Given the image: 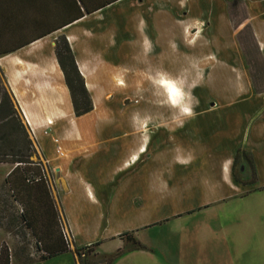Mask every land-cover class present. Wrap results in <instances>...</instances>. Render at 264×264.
<instances>
[{"label":"crops","instance_id":"crops-1","mask_svg":"<svg viewBox=\"0 0 264 264\" xmlns=\"http://www.w3.org/2000/svg\"><path fill=\"white\" fill-rule=\"evenodd\" d=\"M241 1L264 65V0ZM61 36L91 102L77 117L54 54ZM164 57L174 69L155 66ZM0 80L72 249L98 242L99 254L115 239L124 250L111 264H264V91L253 89L226 0H0ZM236 149L252 182L241 157L233 178ZM13 167L0 162L7 216L6 198L19 207L4 182ZM5 231L0 264H13Z\"/></svg>","mask_w":264,"mask_h":264},{"label":"trees","instance_id":"trees-1","mask_svg":"<svg viewBox=\"0 0 264 264\" xmlns=\"http://www.w3.org/2000/svg\"><path fill=\"white\" fill-rule=\"evenodd\" d=\"M248 33L254 50L259 54L250 29ZM54 54L69 93L72 113L75 117L80 116L91 109V102L83 86L82 78L77 72L69 47L62 36L54 41ZM258 58L260 70L264 76V65L261 58ZM250 79L256 92L264 91V86L258 87L251 73ZM35 152L34 144L27 133L25 125L21 121L11 97L4 86L1 85L0 162L14 164L4 182L8 185V189H10L12 201L19 206L16 210L18 224L22 229H26L34 239V246L39 255V260H46L68 252L69 242L64 239L60 230V220L48 198L45 175L41 163L30 160V157L36 154ZM239 157L245 159L250 167V177L244 182H252L254 173L249 158L239 149L235 150L231 165L234 180L239 181L234 172V165L237 163ZM19 191H21L20 195ZM6 204L5 202L4 205ZM11 216L9 218L13 221ZM56 235H58V239ZM119 238L130 242L131 247L135 249L141 248V245L131 237L130 233H122L119 235ZM96 244L98 242L73 249V253L77 257H82ZM122 252L123 249L119 248L111 254L106 255L105 264H111ZM5 260H7V254H5L4 248H0V263H3Z\"/></svg>","mask_w":264,"mask_h":264},{"label":"rangeland","instance_id":"rangeland-1","mask_svg":"<svg viewBox=\"0 0 264 264\" xmlns=\"http://www.w3.org/2000/svg\"><path fill=\"white\" fill-rule=\"evenodd\" d=\"M226 2H227L228 18H229L231 27L235 30V39L239 45L245 68L248 71L249 76H250V73L254 76L257 86L262 87L264 86V76L260 70L261 67H260V61L258 58L260 56L254 50V47L252 46V43L249 37L248 31L250 29V26L246 22V15H245V10H244L242 1L241 0H226ZM244 17L245 19H243ZM244 26H247L249 28L244 27ZM203 35L206 36V32H204ZM129 53L130 54L126 53L127 56L125 55L124 57V61H125L124 66L127 68H132V66L138 62V58L136 59V57H133L132 52L129 51ZM169 60L170 59L168 57L160 58L159 60H156L155 66L158 69L163 68L164 66L165 70H168V71L170 69H174L175 62L173 61V63H171L172 59L170 61ZM128 83H130V80L125 76L124 86H126ZM1 85H2V82L0 80V87ZM172 88L174 87L172 86ZM169 92L171 95L170 96L171 102L174 103L175 99H174L173 94H175V92L170 91V89H169ZM157 97L158 96H156V98ZM181 98L183 99V97ZM186 98L188 102H190V100H193L194 102L195 97L186 95ZM130 99L131 97L126 95L125 104L128 102L129 103L133 102ZM38 159L39 158L37 156V153L30 157L31 161H39ZM0 172H1V169H0ZM0 196H1V199H5L3 192H0ZM6 200H7L6 214H8L9 216L12 215L11 217L13 218L12 219L13 221H11L12 224L9 225L7 222V219H9V216L3 215L0 213V227L1 229H3V231L6 230L10 234L9 237L7 236L4 239V241L8 243L11 248L13 264H24V263H27V264H105L106 255H102V254L108 255L114 249V245L116 244L115 239L114 240H104L97 249L99 254H96L95 252H93V248H91V250H89V252H86L84 256L77 257L73 253V249L71 248L70 243H69L68 253H64L62 255H59L58 257L48 259L46 261L39 260V255L37 254L35 250V246H34V241H33L34 239L29 235H27V237L25 236L26 232H24L22 230V227L18 224L19 222L15 215L14 206L10 207V205H8L10 202H8L7 198ZM55 211H56L58 219L63 223L56 208H55ZM118 223L119 222H113L111 224L112 228L110 230L119 228L120 224ZM105 234L106 232H102L101 235H105ZM3 247L4 245H1V248Z\"/></svg>","mask_w":264,"mask_h":264},{"label":"built area","instance_id":"built-area-1","mask_svg":"<svg viewBox=\"0 0 264 264\" xmlns=\"http://www.w3.org/2000/svg\"><path fill=\"white\" fill-rule=\"evenodd\" d=\"M60 230H61V232H62V234H63V236H64V239H65L67 242H69V237H68L67 231H66V229H65L64 224H63L61 221H60Z\"/></svg>","mask_w":264,"mask_h":264},{"label":"snow or ice","instance_id":"snow-or-ice-1","mask_svg":"<svg viewBox=\"0 0 264 264\" xmlns=\"http://www.w3.org/2000/svg\"><path fill=\"white\" fill-rule=\"evenodd\" d=\"M159 83L161 84V86L168 87L170 89V91L175 92V89L172 88V86L170 85V83L168 81L162 79L159 81Z\"/></svg>","mask_w":264,"mask_h":264},{"label":"clouds","instance_id":"clouds-1","mask_svg":"<svg viewBox=\"0 0 264 264\" xmlns=\"http://www.w3.org/2000/svg\"><path fill=\"white\" fill-rule=\"evenodd\" d=\"M177 94H178V95H181V96L183 95V93H182V91H181V89H180V88H178V89H177ZM185 110H187V111H189V112H190V108H188V109H185Z\"/></svg>","mask_w":264,"mask_h":264}]
</instances>
